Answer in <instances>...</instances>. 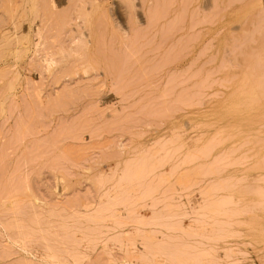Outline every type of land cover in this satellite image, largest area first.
Returning <instances> with one entry per match:
<instances>
[{
    "label": "rangeland",
    "instance_id": "obj_1",
    "mask_svg": "<svg viewBox=\"0 0 264 264\" xmlns=\"http://www.w3.org/2000/svg\"><path fill=\"white\" fill-rule=\"evenodd\" d=\"M129 1L0 0V264H264V0Z\"/></svg>",
    "mask_w": 264,
    "mask_h": 264
},
{
    "label": "bare ground",
    "instance_id": "obj_2",
    "mask_svg": "<svg viewBox=\"0 0 264 264\" xmlns=\"http://www.w3.org/2000/svg\"><path fill=\"white\" fill-rule=\"evenodd\" d=\"M158 1H159V0H158ZM162 1H163V0H162ZM212 1H213V0H212ZM228 1H229V3L231 4L232 0H228ZM230 1H231V2H230ZM53 2H54V1H53ZM128 2L131 3V1H129V0H128ZM207 2L210 3V1H207ZM207 2H206V3H207ZM213 2L216 3L217 1L214 0ZM226 2H227V0H226ZM130 3H129V4H130ZM132 3H133V2H132ZM167 3L169 4L168 1H167ZM227 3H228V2H227ZM50 4H51V3H50ZM134 4H135V3H134ZM134 4H133V5H134ZM165 4H166V2H165ZM216 4H218V3H216ZM216 4H215V5H216ZM221 4H222V3H221ZM121 5H122V4H121ZM133 5H132V6H133ZM208 5H209V4H208ZM208 5H206V7H207ZM210 6H214V3H213V5L210 4ZM51 7H52V6H51ZM215 7H216V8H215ZM46 8H47V7H46ZM208 8H210V7H208ZM213 8L215 9L214 11H213ZM217 8H218V5L212 7V9L210 8V9L214 12L213 15L216 14L215 12H217V14H218V10L222 9V8H220V9H217ZM30 9H31V8H30ZM43 9H44V8H43ZM47 9H48V8H47ZM159 9H160V7H159ZM192 9H193V8H192ZM224 9H226V8H224ZM34 10H35V9H34ZM115 10H116V9H115ZM185 10H186V7H185ZM187 10H188V9H187ZM31 11H32V10H31ZM45 11H46V10H45ZM121 11H122V10H121ZM164 11H165V10H164ZM220 11H222V10H220ZM158 12H159V11H158ZM162 12H163V11H162ZM183 13H184V11H183ZM156 15H157V14H156ZM220 15H221V14H220ZM113 16H114V15H113ZM118 16H119V14H118ZM136 16H137V15H136ZM215 16H216V15H215ZM217 16H218V15H217ZM83 17H85V16L83 15ZM119 17H120V16H119ZM157 17H158V16H157ZM162 17H163V16H162ZM211 17H212V15H211V16L209 15V19H210ZM85 18H86V17H85ZM136 18H137V17H136ZM138 18H139V17H138ZM159 18H160V16H159ZM159 18H158V20L161 19V18H160V19H159ZM202 18H203V17H202ZM204 18H205V17H204ZM206 18H207V16H206ZM206 18H205V19H206ZM221 18H222V17H221ZM221 18H220V19H221ZM114 19H115V18H114ZM154 19H155V18H154ZM156 19H157V18H156ZM205 19H204V21H202L203 19L201 20L202 23H203V22L205 23V21H206ZM207 19H208V18H207ZM213 19H214V17H213ZM116 20H118V19H116ZM158 20H157V21H158ZM210 20H211V19H210ZM177 21H178V20H177ZM201 21H200V24H201ZM211 21H212V20H211ZM114 22H115V21H114ZM173 22H174V21H173ZM215 22H216V21H215ZM257 22H258V21H257ZM116 23H117V22H115V24H116ZM118 23H119V22H118ZM118 23H117V24H118ZM121 23H122V22H121ZM171 23H172V22H171ZM171 23H170V24H171ZM253 23H254V21H253ZM119 24H120V23H119ZM257 24H258V26H257ZM257 24H256V29L254 30V33H255L256 30L259 28V23H257ZM121 25H122V24H121ZM171 26H172V25H171ZM117 27H119V25H117ZM117 27H116V28H117ZM257 27H258V28H257ZM121 28H124V26L121 27ZM126 28H127V27H126ZM131 28H132V27H131ZM169 28H170V27H169ZM171 28H172V27H171ZM171 28H170V29H171ZM121 30H122V29H121ZM124 30H126V29L124 28ZM127 30H128V29H127ZM40 31H41V30H40ZM122 31H123V30H122ZM128 31H129V30H128ZM170 31H172V30H170ZM170 31H169V33H170ZM257 31H258V30H257ZM41 32H42V31H41ZM252 32H253V30H252ZM83 33H84V32H83ZM167 33H168V32H167ZM171 33H172V32H171ZM171 33H170V35H171ZM247 33H248V32H247ZM249 33H251V32H249ZM39 34H41V33H39ZM252 34H253V33H252ZM81 35H82V34H81ZM85 35H87V34H85ZM89 35H91V34H89ZM165 35H166V34H165ZM170 35L167 34V35H166V39H167L168 37L170 38ZM254 35H255V34H253L252 36L254 37ZM41 36H42V35H41ZM83 36H84V35H83ZM252 36H251V37L249 36V40H252V39H253V41H256V40H254V38H253ZM245 37H247V36L245 35ZM164 38H165V37H164ZM169 38H168V39H169ZM234 38H235V37H234ZM242 38H244V37H242ZM247 38H248V37H247ZM81 39H82V38H81ZM81 39H80V42H81ZM85 39H86V38H85ZM170 39H172V38H170ZM82 40H83V39H82ZM104 40H105V39H104ZM237 40H238V39H237ZM235 41H236V40H235ZM29 42H30V41H29ZM39 42H40L39 45L41 46V42H42V41H39ZM245 42H247V41H245ZM256 42H257V41H256ZM43 43H44V42H43ZM76 43H77V42H76ZM76 43H75V45H76ZM86 43H88V42L86 41ZM89 43H90V42H89ZM89 43H88V44H89ZM240 43H244V42H240ZM240 43H239V45H241ZM29 45H30V44H29ZM36 45H37V44H36ZM34 46H35V45H34ZM86 46H87V45H86ZM210 46H213V45L210 44ZM210 46H209V47H210ZM242 46H244V45H242ZM43 47H44V46H43ZM80 47H81V46H80ZM40 48H41V47H40ZM40 48H39V49H40ZM75 48H76V47H75ZM77 48H78V45H77ZM252 48H253V47H252ZM255 48H256V47H255ZM35 49H38L37 46H36ZM70 49H72V48H70ZM78 49H80V48H78ZM239 49H240V48H239ZM253 49H254V48H253ZM257 49H258V48H257ZM73 50L75 51V49H73ZM73 50H72V52H73ZM82 50H83V49H81L80 51H82ZM89 50H90V47H89ZM96 50L98 51V49H96ZM208 50H210V49L208 48ZM67 51H69V50H67ZM254 51H255V50H254ZM260 51H261V50H260ZM260 51H259V52H260ZM47 52H48V51L45 52V55H46V54H49V53H47ZM76 52H77V51H76ZM259 52H258V54H260ZM36 53H37V52H36ZM52 53H53V52H52ZM70 53H71V52H70ZM70 53H69V57L72 56V55H70ZM92 53H93V52H92ZM50 54H51V53H50ZM71 54H73V53H71ZM256 54H257V52H256ZM256 54H254V56H255ZM261 54H262V53H261ZM261 54H260V55H261ZM66 55H67V53L65 54V57H67ZM43 56H44V55H43ZM54 56H55V58H56V55H54V54H53V56H51V57H50V56H49V57H46V58H45V59H46V63L49 62L51 66H52V64H56V66H57L58 62L56 61L57 59H55ZM251 56H252V55H251ZM261 56H262V55H261ZM261 56H260V57H261ZM263 56H264V55H263ZM44 57H45V56H44ZM257 57H258V55H257ZM260 57H258V58H260ZM90 58H91V57H90ZM258 58H257V60H258ZM42 59H44V58L42 57ZM255 59H256V58H255ZM261 59H262V58H261ZM251 60H252V59H251ZM58 61H59V60H58ZM86 61H88V60H86ZM220 61H221V58H220ZM255 61H256V60H255ZM258 61H260V60H258ZM41 62H42V61H41ZM44 62H45V61H44ZM263 62H264V61H263ZM85 63H87V62H85ZM92 63H93V62H92ZM257 63H258V62H257ZM47 64H48V63H47ZM87 64H88V63H87ZM89 64H90V63H89ZM238 64H239V63H238ZM48 65H49V64H48ZM50 65H49V66H50ZM84 65H85V64H84ZM84 65H83L82 67H84ZM242 65H244V64H242ZM257 65H258V64H257ZM257 65L255 64V67H254L255 70H256L257 68H259ZM42 66H43V65H42ZM49 66H48V67H49ZM51 66H50V67H51ZM54 66H55V65H54ZM56 66H55V68H56ZM87 66H89V65H87ZM217 66H218V65H217ZM244 66H245V65H244ZM244 66H242V67H244ZM250 66H251V65H250ZM250 66H249V67H250ZM40 67H41V65H40ZM46 67H47V66H46ZM247 67H248V65H247ZM251 67H252V66H251ZM256 67H257V68H256ZM53 68H54V67H53ZM55 68H54V69H55ZM80 68H81V67H80ZM48 69H49V68H48ZM81 69H82V68H81ZM88 69L90 70V67H89ZM259 69H260V68H259ZM52 70H53V69H52ZM82 70H83V69H82ZM82 70H81V71H82ZM41 71H42V68H41ZM47 71H48V70H47ZM47 71H46V72H47ZM75 71H78V70H75ZM85 71L87 72L86 69H85ZM263 71H264V69H263ZM88 72H89V71H88ZM256 72H257V70H256ZM256 72L254 71V73H256ZM51 73H52V72H51ZM76 73H77V72H76ZM49 74H50V73H49ZM86 74H87V73H86ZM235 75H236V74H235ZM235 75H234V76H235ZM236 76H238V75H236ZM244 76H245V75H244ZM241 80H242V78H241ZM261 80H262V79H261ZM247 81H248V80L246 79V82H245V83H247ZM242 82H244V81H242ZM242 82H241V83H242ZM263 82H264V81H263ZM259 83H261V82L259 81ZM256 84H258L257 81H256ZM244 85H245V84H244ZM247 85H248V84H247ZM252 85H253V84H252ZM245 87H246V86H245ZM261 87L264 89L263 86H261ZM246 90H247V89H246ZM249 90H250V89H249ZM249 90L247 91V94L250 92ZM261 92H262V91H261ZM263 93H264V91H263ZM247 94H245V95H247ZM258 98H259V97H258ZM258 98L256 97V98H252V99H253V100L255 99L254 101H257ZM263 98H264V97H263ZM259 99H261V98H259ZM259 99H258V100H259ZM238 101H239V100H238ZM259 101H260V100H259ZM251 102H252V101H251ZM251 102H249V103H251ZM238 104H239V103H238ZM250 107H251V106H250ZM254 107H255V106H254ZM248 108H249V106H248ZM252 109H253V108H252ZM252 109H251V110H252ZM255 109H256V108H255ZM257 111H258V108H257ZM254 113H255V112H254ZM255 124H256V123H255ZM253 130H254V129H253ZM250 131H251V130H250ZM242 132H244V131H242ZM238 134H241V133L239 132ZM251 136H252V135H251ZM242 137H244V136H241V138H242ZM244 138H245V137H244ZM242 139H243V138H242ZM166 187H167V186H166ZM169 187H170V186H169ZM165 191H166V190H165ZM169 195H170V194H169ZM172 196H173V195H172ZM177 198H178V197H177ZM223 202H224V201H223ZM228 202H229V201H228ZM225 204H226V203H225ZM225 204H224V205H225ZM51 255H52V254H51ZM52 257L54 258L55 256L53 255ZM50 258H51V257H50ZM54 259H55V258H54ZM24 263H26V262H24ZM21 264H22V262H21ZM52 264H53V263H52Z\"/></svg>",
    "mask_w": 264,
    "mask_h": 264
}]
</instances>
